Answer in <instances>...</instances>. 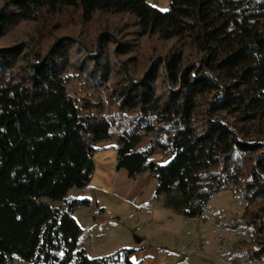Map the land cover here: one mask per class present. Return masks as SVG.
<instances>
[{"label":"trees","instance_id":"1","mask_svg":"<svg viewBox=\"0 0 264 264\" xmlns=\"http://www.w3.org/2000/svg\"><path fill=\"white\" fill-rule=\"evenodd\" d=\"M99 15L123 21L88 41ZM70 76L104 107L79 110ZM103 143L183 218L220 192L245 202L264 264V0H0V264H135V249L90 259L80 246L73 214L90 202L68 192L90 187Z\"/></svg>","mask_w":264,"mask_h":264},{"label":"rangeland","instance_id":"2","mask_svg":"<svg viewBox=\"0 0 264 264\" xmlns=\"http://www.w3.org/2000/svg\"><path fill=\"white\" fill-rule=\"evenodd\" d=\"M170 1L148 0V3L164 11L168 9ZM122 21L120 18L112 20L107 15H99L98 22L86 31L85 38L91 41L100 28L112 29L114 24ZM152 44L156 45L157 54L163 52L161 43L152 41ZM147 49L153 52L152 48ZM146 58H139L136 66L140 69L144 67ZM67 88L81 111L98 110L105 105V94L90 89L76 76L67 79ZM162 162L165 161L159 152L152 157L153 165ZM109 164L110 161H107L105 166ZM114 180L120 186H126L129 181L118 174ZM155 183L150 173L138 177L134 182L130 181L137 197L134 203L123 200L119 193L116 198L103 197L98 212L106 211L105 215L98 220L90 219L92 226L88 228L86 219L83 221L84 227L78 224L83 230L80 246L90 259L108 256L120 249H135L136 240L142 239L148 247L136 250L131 259L144 264H257L241 223L245 202L234 199L230 192H220L210 200L203 215L187 219L177 215L174 210L178 206L177 196L152 200L157 186ZM141 207L151 208L152 211L147 214ZM80 220L76 219V222ZM252 251H256V248L253 247ZM7 264L32 263L12 256Z\"/></svg>","mask_w":264,"mask_h":264},{"label":"crops","instance_id":"3","mask_svg":"<svg viewBox=\"0 0 264 264\" xmlns=\"http://www.w3.org/2000/svg\"><path fill=\"white\" fill-rule=\"evenodd\" d=\"M114 145V143H103L97 146L99 151L92 158L95 172L92 182L90 183V187L83 191L71 189L68 192V196L71 198L77 200H87L90 202V206L81 208L73 214L75 220L81 219V222L78 223L77 221V223L82 227H84V219H86L87 221L86 228H88L92 223H90V219L98 220L101 216L105 215L106 211H104L105 213L103 211L98 212V210L100 209V204H102L103 197L116 198L117 193H119L123 197V200L132 201L133 203L137 200V197L134 196L135 191H132L133 189L131 188L132 184H130V181L132 182L133 180L127 177L125 170L121 169L117 171L115 169L116 152L112 150ZM107 161H110L108 167L105 166V163ZM117 174L119 177L129 180L126 186H120L115 183L114 179ZM140 257H143V255H140ZM132 261L135 264L145 263L134 260Z\"/></svg>","mask_w":264,"mask_h":264},{"label":"water","instance_id":"4","mask_svg":"<svg viewBox=\"0 0 264 264\" xmlns=\"http://www.w3.org/2000/svg\"><path fill=\"white\" fill-rule=\"evenodd\" d=\"M89 163H90V165H93L92 160H90ZM136 241H137V246H136L135 250H140V249H144V248L148 247L146 241H143L142 239H137Z\"/></svg>","mask_w":264,"mask_h":264},{"label":"built area","instance_id":"5","mask_svg":"<svg viewBox=\"0 0 264 264\" xmlns=\"http://www.w3.org/2000/svg\"><path fill=\"white\" fill-rule=\"evenodd\" d=\"M141 208H142V210H144V212L147 213V214H150L151 211H152V209H151V208H148V207H141Z\"/></svg>","mask_w":264,"mask_h":264}]
</instances>
